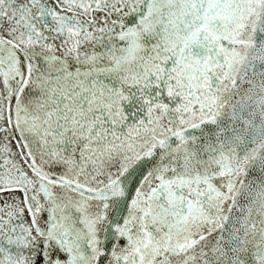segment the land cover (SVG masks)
<instances>
[{
  "label": "snow or ice",
  "instance_id": "snow-or-ice-1",
  "mask_svg": "<svg viewBox=\"0 0 264 264\" xmlns=\"http://www.w3.org/2000/svg\"><path fill=\"white\" fill-rule=\"evenodd\" d=\"M0 264H264V0H0Z\"/></svg>",
  "mask_w": 264,
  "mask_h": 264
}]
</instances>
